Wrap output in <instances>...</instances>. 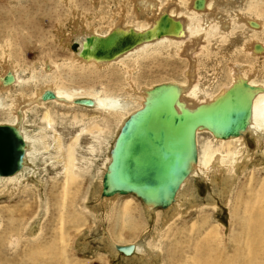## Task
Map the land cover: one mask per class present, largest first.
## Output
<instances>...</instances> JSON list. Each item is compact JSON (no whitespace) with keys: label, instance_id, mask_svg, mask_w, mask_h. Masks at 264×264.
Returning <instances> with one entry per match:
<instances>
[{"label":"rangeland","instance_id":"374dc122","mask_svg":"<svg viewBox=\"0 0 264 264\" xmlns=\"http://www.w3.org/2000/svg\"><path fill=\"white\" fill-rule=\"evenodd\" d=\"M183 1L186 3V0ZM98 3L99 5L97 3L94 5L92 0H0V60L3 59V54L8 48L10 56H13L12 59L16 61L18 72L26 71L25 73L30 75L31 70L34 69L33 72L40 82L38 85H43L45 81L53 80L56 77L58 86L65 87L63 90L76 91L84 97L89 96L87 93L94 94L97 91L115 94L113 96L123 95L122 88H131L126 82L125 71L122 70V67L112 64L98 68V65L94 64L95 62H84L81 58L75 57L77 54L71 49L72 44L69 45L65 40L66 35L73 36L75 30L80 27L86 29L87 26L89 30L95 32L99 28L103 29L102 25L115 21L117 23L118 20L113 13L118 5L124 6L121 9H125L128 25L135 24L137 15L134 9H131L133 8L131 5L124 4V0H99ZM262 8H264L263 5ZM262 13H264V9ZM83 14L84 17H81ZM139 20L144 23L141 21L144 20L143 15H140ZM239 26L242 25L234 26L233 30ZM260 39L264 41V35ZM157 48H146L144 52L126 60L130 66L135 65L132 77L133 79L135 77L134 80L137 83L135 82L134 85L137 89L151 88L169 82L181 84L185 80L186 73L183 72H186V65L189 64L185 55L182 56L183 58H177V55L174 57L173 53L165 57L162 49ZM219 52L225 53L226 51ZM235 52L237 54H227L230 55V58L226 57L227 55L217 56V58L216 55L211 54L210 47L207 46L205 55L201 56L200 67L204 69V71L201 70L202 75L212 78L211 82L214 81L212 92H217L226 83L229 85L230 81L227 79L229 77L227 64L229 60L239 64L242 62V65H254L258 68L259 75L264 73L262 57H260L261 60L253 61L249 54L244 56L239 54V51ZM239 55L241 56L239 57ZM57 62L60 66L57 69L59 71L52 70V73L47 74L45 67H48V64L57 65ZM87 63L89 67H87ZM65 64L67 65L65 66ZM206 64H210L209 68L206 67ZM91 67L93 68L90 69ZM118 68L119 70H117ZM36 73L40 75L37 76ZM43 73L47 75L45 76ZM251 76H253L254 82L256 80L259 85L263 83L259 76L254 74ZM118 84L121 86L120 88L117 87ZM124 84L125 86H123ZM29 86V84L23 86V92L26 95L32 92L33 84H31L32 87ZM45 113H48L53 120L52 127H48V129L46 123L42 121ZM110 114L78 105L77 107H63L59 104H47L45 107L28 111L24 118L18 119L17 127L23 128L26 134L36 141L34 146L37 150L33 153L32 161L28 163L27 168L29 169L27 170L29 171L26 170L28 174L25 171L20 177L21 179H18V182L23 183L17 184V182L16 185L9 188V191H13L10 197L3 195V192L8 190H3V182L0 183V193H2L0 194V216L3 223L0 228V264H140V262L148 264V261L153 264L154 262H156L155 264H192L193 261H195L194 264H230V260L236 261L235 264L237 262L240 264H264V195L257 196L259 193H264V157L261 156L262 152L256 148L252 134L251 136L247 134L244 141L248 146L243 155L248 154L249 161L246 162L247 164L245 163L247 166L243 171L241 168L238 170L239 177L236 179L237 181H234L233 190L230 189L229 195L225 193L221 196L218 192L222 186L223 176L217 175L216 179L221 180L217 187H213L209 179L204 178L207 180L205 181L194 177L191 180V190L194 197L196 196L193 203L198 202V206L195 205L190 209L185 205L184 208L188 209L185 214L166 227V218L171 215V210L175 207L176 202L170 209L155 208L151 213H148L147 207L133 195L117 196L114 203L108 205V203L104 204L106 198H101L100 191L95 189L99 188V184H101L102 177L99 173L104 170L105 160L109 153L108 147L112 148L116 131H119L116 129V118L111 117ZM102 120H106L111 130L110 133H106L105 136L103 134V137L100 138V145L88 130L91 131L93 122L100 123ZM10 122L11 119L9 121L6 112L0 110V124H10ZM43 128H46L47 131H44ZM77 138L76 157L79 160V166L85 167L87 161L83 162L84 160H81L83 158L90 161L91 165H89L88 171L82 174V180H78L70 187L64 204L63 189H61L64 166L63 152ZM58 140L62 143L63 150L61 151L56 147ZM43 146L48 147L44 150ZM91 146L100 149L95 156L88 152ZM235 148L236 145H232L226 149L233 151ZM144 161L148 164V155ZM32 185L36 186L32 187ZM17 187H19L18 190ZM227 197H230V202ZM220 198L223 200H221L222 202ZM124 202L130 204V211L122 218L118 216V207ZM61 205L65 207L63 217L65 219L62 225L63 241L60 239ZM212 205L213 207H211ZM40 212L41 214H39ZM157 212L161 214L158 215ZM261 214L262 216H260ZM132 218L135 220L133 221ZM75 220L79 222L77 223ZM135 221L136 224L132 228L136 230H133L128 223ZM122 229L123 231H121ZM38 231L40 232L38 233ZM108 232L115 236H120L122 233L121 237L123 238L118 240L119 237H116L115 241L110 240L108 236L107 238L103 237L104 234L110 235ZM158 233H160L159 236ZM132 243L138 244L139 250L128 257L119 253L114 247V245L129 246ZM154 247H156L155 250ZM227 261L230 262L227 263Z\"/></svg>","mask_w":264,"mask_h":264},{"label":"bare ground","instance_id":"6f19581e","mask_svg":"<svg viewBox=\"0 0 264 264\" xmlns=\"http://www.w3.org/2000/svg\"><path fill=\"white\" fill-rule=\"evenodd\" d=\"M92 1H93L94 5L96 3L99 5V3H98L99 0H92ZM195 1L200 3V10L199 11L194 8L195 7ZM124 4L125 5H131L133 7L131 9H134V11L137 15V16H135L136 21H135V24L133 26L128 25L129 22L126 20L125 13H124L125 9H121L124 6L121 7L120 5H118V7H116V9L114 10V13H113L114 16L118 20L117 23L115 21L114 23H111V24L102 25L103 29L99 28L98 31H95V32H92V30H89L87 28V26H86V29H84L83 27L76 29L74 27L76 29L74 35L70 36V34H69L68 36L66 35L67 38L65 37L66 38L65 40L67 43H69V45H71L73 42H76V43H78V47L81 50V48H82L81 44L85 41L86 38H88L92 35L94 37H98V38H105L108 36V34H110L112 32H117V33L133 32L136 34H140V33H143L144 31L150 29L151 27L152 28L156 27V25L158 23L157 21H159V18L161 16H165L166 13L168 14V16H167L168 19L180 21L182 26L180 25L179 27L168 29V31L166 33H164L166 35H163L158 39H154L152 41H149L148 43H144V44L140 45L139 47L132 49L128 53L121 54V55L117 56L115 59H113L111 61H107V62L99 61L98 62V61L89 60V61H92V63L95 62L94 64L98 65V68H99V66L100 67L105 66V65L109 66L112 64L122 67V70L125 71L124 77L126 79V82L128 83V85L131 88V89H128L129 87H126L127 89L122 88L121 90H122V92H124V94L122 93L123 95L113 96L115 94L112 95V94H109V92L107 93V92H103V91L102 92L97 91L94 94L87 93V95H89V96L86 95L87 97H84L83 95L76 93V91L69 92V91L63 90V88H65V87L62 88V87L58 86V84L56 83V81H57L56 77H54L53 80L50 79L49 81H45L43 83V85H38L40 82L37 79L38 77H36L35 73L33 72L34 69L31 70L30 75H27L25 73L26 69L24 70L25 72H18V70L16 69V67H17L16 61H14V59H12L13 56L12 57L10 56V54L8 52V48L6 49L7 51L4 52L3 59L0 60L2 62L0 64V69L2 72L0 74V110L1 111L4 110L6 112V114L9 117V121L11 119V122H10V124L7 123V124H0V125H9V126L13 127L17 131V133L22 137V139L24 140L25 149H24L23 162H22L20 170L15 175H13L11 177H0V183L2 184V182H3V184H2L3 190L4 189L6 191L8 190L5 193L3 192V195H7V197H10L12 195L13 191H9V188L11 186H13L15 183H17L18 179H21L20 177H22L23 173L27 169H29V168H27L28 163L30 161H32V158H34L33 153L36 152V150H37L34 146L36 141L34 139L32 140L30 138V135L26 134V132L23 128L19 129L17 127L18 119L20 117L24 118L28 111L35 110V108H38V107H45L47 104H59V105H62L63 107L64 106L65 107H77V105H75L74 101L81 100V99H90L91 101H93V104H94V106L91 107L92 109L98 110L100 112L101 111L109 112V113H111L110 114L111 117L116 118L115 119L116 120L115 122L117 124L116 129H119V131H120L119 127L122 126V124L124 123V121L127 118H129L131 115L133 116L136 112L140 111L144 107L149 106V101L153 100L154 102H156V100L158 98H160V96L159 95H156V96L152 95V90L154 89L153 88L154 86L151 88H148V87L147 88H140V89L136 88V86L134 84H136L137 82H136V80H134L135 77H134V79L132 77V76H134V75H132V73L135 70V68L133 70V67L135 65L132 64L133 66H130L129 64H127L126 60L130 59V58L132 59V57L144 52L146 48H149V47H154V48L158 47L159 48L160 47V49H162L163 55H165V57L170 56L174 53V57H176L175 55H177V58L178 57L183 58L182 56L185 55V58H187V60L189 61V64L186 65V72H183V73H186L185 74L186 75L185 80L181 84L175 83V82L165 83L166 84L165 86H168L169 89L165 93L164 99L162 100V98H161V100H160L163 102L164 107H165L166 103L173 104V107L177 113H182V112L192 113V112H195L196 110H198L199 108H209V107L215 106L219 103L220 104L225 103V106H228L227 108L230 109L229 107H231V104L239 105V103L242 104V102H240V100H237L236 98H235V100L229 101L228 100L229 99L228 96L230 95L229 93H231L232 91L233 92L239 91L238 89L244 83H248L250 86L257 87V88L251 89V87L248 85L249 88L247 90V93H249V99L250 100H248V99L247 100H248V104L250 103L249 104L250 114H249V118L247 121L246 130L241 132L238 135V137H233L230 139H222L220 137V135H218V133H216V130L214 129V125L211 122L210 123L204 122L202 125L197 127L194 132L190 130V132L195 135L196 158H195V160L191 159V156H189V154H190L188 151L189 149H185L180 153L181 161L186 162V169H187L188 177L180 182L178 189H177L178 191H177L174 199L172 200L173 203H171L172 202L171 200L169 202H167L166 200L164 202H161L162 204L167 205V208H165V209H170L171 206L175 202L177 205V206L175 205V207H173V209L171 210V215H169L166 218V223H165L166 225L165 226L169 227L173 221H175L176 219L181 217V215L183 216V214H185V211L188 210L187 207L184 208L185 205L190 207V209L194 208L195 205L198 206V204H197L198 202L196 204L193 203L196 196L194 197V194L191 190V187H192L191 186V180L194 177L195 178L199 177V178H201V180L204 178L209 179L210 180L209 182L211 183V185H213V187L214 186L217 187L221 181V180L216 179L217 175L219 174L220 176H223L222 177V184H221L222 186L218 192H220L221 196H223L225 193H227L229 195L230 189H232L234 181H237L236 179L239 177V174L237 173L238 170L241 168L243 171L245 166H247V165H245V163L248 162L249 158H250L248 154L243 155V153H245V150L247 149V146H248V145L246 146V144L244 142L245 138H246L245 136L247 134H250L249 136H251V134L254 136V140H255L254 142L256 144V148L260 152H262L261 156L264 157V73H261L259 75L258 68L255 67L254 65L253 66H251L249 64L248 65H242V62H241V64H239V63L230 62V60H229L230 63L229 62L227 63L228 64V70H229V77L227 79L230 81V83H229V85H226L227 83L225 84V86L222 85V87H220L218 89V91L214 93V92H212V87L214 85V81L211 82L212 78H209L208 76L206 77L205 75L203 76L201 70L204 71V69H202L200 67L201 56L205 55V53L207 51V46L210 47L211 54L216 55V57L227 55L228 53L237 54L235 51H239V54H243L244 56H247L249 54V57L251 59H253V61L259 60L260 57H262L261 59H264V41H262L260 39V37L262 38V35H264V13H262V11L264 9V8H262V5L264 6V0H186V3L183 0H178V1H176V0H164V1H160V0H129V1L124 0ZM127 14H129V13H127ZM140 15H143L144 20H141V21H144V23L140 22V20H139ZM76 16H78V15H76ZM76 16H75V18H77ZM81 17H84V14ZM79 21H80V18H79ZM79 23H77V24H79ZM73 25H75V24H73ZM236 25H242V26H239V27L235 28V30H233V27ZM79 26H81V25H79ZM175 30H177V31H175ZM221 42H223V44H221ZM258 46L260 47V50H256ZM3 47H5V46H3ZM70 47H69V49H70ZM221 50L226 51V52L225 53L219 52ZM181 52H183V53H181ZM160 54L162 56V53H160ZM240 56L241 55H239V57ZM75 57L78 58L77 55ZM226 57L230 58V55L229 56L227 55ZM210 58H208V59L210 60ZM232 59H233V57L231 58V60ZM236 59L237 58H235V60ZM15 60H17V59H15ZM61 60H63V59H61ZM76 60H75V62H76ZM209 60H207V61H209ZM217 60H220V59H217ZM238 60H239V58H238ZM84 62H85V60H84ZM53 63H54V61H53ZM81 63H80V65L82 66L83 63L82 64ZM134 63H135V61H134ZM206 63H208V62H206ZM216 63H217V61H216ZM58 64H59V62H57V65L56 64H54V65L48 64V67H45V70L47 71L46 73L47 74L50 72L52 73L53 72L52 70H57L60 67ZM72 64L74 65V63H72ZM66 65L67 64H65V66ZM208 65H210V64H208ZM208 65L206 67H208ZM215 66H217V65H215ZM78 67H80V66H78ZM87 67H89L88 63H87ZM92 68L93 67H91L90 69H92ZM114 68H115V66H114ZM255 68H257V69H255ZM66 69L68 70V68H66ZM27 70L30 71V69H27ZM117 70H119V68ZM57 71H59V70H57ZM61 72H62V70H61ZM211 72L213 73V71H211ZM36 74H37V76L40 75L39 73H36ZM44 74L45 73H43V75ZM47 74H45V76ZM58 74H60V73H58ZM121 74H122V72H121ZM214 74L216 75V73H214ZM251 74H254L255 76L257 75V77L259 76V79H261L263 81V83L261 85H259L258 82H256V80H255V82L257 83L256 84L254 82V78H253V76H251ZM7 75H12L13 79H14L13 83H11L10 85L4 84V78ZM45 76H42V77H45ZM53 76H55V75H53ZM25 84L26 85L29 84L30 86H31V84H33L32 92H29V95H26V93L24 94V92H23L24 91L23 86ZM123 86H125V84ZM156 86L158 87L159 85H155V87ZM117 87L120 88L121 86L118 84ZM110 90L112 91V89H110ZM46 91L52 92L56 98L54 100L43 101L42 97ZM113 93H114V90H113ZM85 94H86V92H85ZM237 94L240 95L239 92ZM239 95H238V97H239ZM94 119H96V118H94ZM42 121L46 123L47 129H48V127L49 128L52 127L51 123L53 120H51L48 113L44 114ZM90 123H91V121H90ZM43 130L45 131L46 128H43ZM110 130L111 129L109 127V124L106 122V120H102L100 123H96V122L94 123L93 122V124L91 125V131L88 130V132L92 136H94V140L98 141V143L101 145L100 138L103 137V134L105 136L106 133H110ZM119 131H116L117 134H116V137L114 138V140L118 137ZM186 131L188 132L189 130L187 129ZM45 137H46V135H45ZM43 139H45V138H43ZM77 142H78V138L75 139L74 143L69 145L66 148V150L63 152L64 153L63 182H62V188L61 187L60 188L63 189L62 199H63L64 204L66 203L65 200L67 199V192L69 191L70 187L73 186V183L76 184L78 182V180H82V174L85 171H88V167H89V165H91L90 161L85 160L83 158L81 160L82 161L84 160L83 162L87 161V163H86L85 167L79 166V163H78L79 160H77V157H76V148L78 146ZM37 143H38V141H37ZM61 144L62 143H60L58 140L56 147H57V150H59V151L63 150ZM232 145H236V148L233 151L226 149ZM38 146L40 147V144H38ZM109 146H111V145L109 144ZM43 147H44L43 149L46 150L48 146L47 147L43 146ZM98 150H100L99 147L95 148V146H91L89 148L88 152H90V154L92 156L93 155L95 156L96 152H98ZM108 150H109V153H108V156L106 157V160H105L104 170L99 173L101 175V177L103 176L104 171L107 172L108 169H111L113 167L111 165V162H110L111 161L110 155L112 152V148L108 147ZM246 153H247V151H246ZM34 155H36V154H34ZM250 155H252V154H250ZM27 171H29V170H27ZM27 171L25 173H27ZM242 171H241V173H242ZM223 172H225V174H223ZM239 173H240V171H239ZM101 180L102 179H100V183H101ZM205 181H207V180H205ZM20 183L21 182H18L17 184H20ZM33 186H36V185H32V187ZM100 186H101V184H99V188H95V189L97 191H100V196H101L102 189H100ZM18 188L19 187H17V190H18ZM101 188H102V186H101ZM112 188H113V186H110V189H112ZM0 194H2V193H0ZM61 194H62V192H61ZM91 195H92V193L90 194V196ZM148 195H149L148 200H146L144 198V202L146 204L142 203L141 200H139V201L144 206L147 207L146 209L148 210V213L149 212L151 213V211L154 210L156 206L161 205V204H160L159 200H156V201L153 200V198L156 199V196L151 195V194H148ZM263 195H264V193H261V194L259 193L257 196H263ZM117 196L121 197V196H127V195H115L113 198L112 197H110V198L105 197L106 200H105V202L103 201L104 204L108 203V205H109V203H110L112 205V203H114V201L117 199ZM133 196L137 197L136 195H133ZM227 198L230 199V197H227ZM212 200H214V199L212 198ZM221 200L222 199L220 198V201ZM226 201H227V199H226ZM230 201H231V199L228 202H230ZM178 202H180V203H178ZM212 202H214V201H212ZM169 203H171V204H169ZM206 203H207V201H206ZM61 206L62 207H60V208H61L62 212L60 215V219H61V225H60V236L61 237H60V239H61V241H63L64 234L62 232V230H63L62 225H63V220L65 219V218L63 219L64 214H65V212H64L65 207H64V205H61ZM197 206H196V208H197ZM211 207H213V205ZM118 208H119L118 216L123 218L130 211V204L128 202H124L123 204L121 203L120 207H118ZM157 213L159 215L160 212H157ZM39 214H41V212ZM59 214H60V212H59ZM154 215L156 216V214H154ZM260 216H262V214ZM105 218H106V216H105ZM1 219H2V217L0 216V228H2V224H3ZM39 220H41V219H39ZM132 220H133V218H132ZM75 222L78 223L79 221L75 220ZM27 223H29V222H27ZM128 224H130L131 228L132 227L134 228L136 221L134 223L130 222ZM26 229H27V227H26ZM133 230H136V229H133ZM121 231H123V229ZM39 232L40 231H38V233ZM24 234H26V233H24ZM108 234H110V235L104 234L103 237L107 238V236H108L110 240H115V241L117 240L116 237H119L118 240H121L123 238V237H121L122 233H120V236H117V235L115 236V235H113V233L111 234V232L110 233L108 232ZM159 234L160 233H158V236H159ZM16 237H18V236H16ZM5 238H7V237H5ZM33 239H34V236H33ZM208 240H209V238H208ZM58 241H60V240H58ZM136 241H138V240H136ZM152 244H153V242H152ZM132 245H133V251H132L131 255H134V252H138L139 248H138V244L132 243ZM145 245H147V244H145ZM150 245H151V243H150ZM115 246H118V245H114V247ZM120 247H122V246H120ZM108 248H109V246H108ZM155 249H156V247H154V250ZM59 250H61V249H59ZM161 252H159V253H161ZM110 255H111V253H110ZM148 257H151V256H148ZM135 258H136V256H135ZM150 259H148V260H150ZM230 261H227V263L230 262V264H235V262H236V261H232V260H230ZM155 263L156 262H154V264ZM194 263H195V261L192 262V264H194ZM140 264H141V262H140ZM148 264H153V263L148 261ZM196 264H198V263H196ZM237 264H240V263L237 262Z\"/></svg>","mask_w":264,"mask_h":264},{"label":"water","instance_id":"95a60500","mask_svg":"<svg viewBox=\"0 0 264 264\" xmlns=\"http://www.w3.org/2000/svg\"><path fill=\"white\" fill-rule=\"evenodd\" d=\"M194 8L199 11L200 3L195 1ZM167 16V13L161 16L156 27H151L143 33L112 32L105 38L92 35L81 44V50L76 42L72 43L71 49L85 61H111L144 43L166 35L164 33L168 29L182 26L180 21L170 20ZM256 50H260V47L258 46ZM13 81L12 75L4 78V84L10 85ZM165 85L154 86L152 95H159L160 98L156 102L149 101V106L131 115L120 127L110 155L113 167L102 176L101 198L136 195L137 199L146 204L144 198L148 200V194H151L156 196L153 200H159L161 204L155 208L164 210L167 205L161 202L172 201L180 182L188 177L186 162L181 161L180 153L189 149L191 159L196 158L195 135L190 130L194 132L204 122H211L222 139L238 137L246 130L250 114L248 83H244L238 89L239 91L228 92L229 101L236 98L242 104H231L228 109L225 103H219L209 108H199L192 113H177L173 104L169 103L163 106L160 100L164 99L169 89ZM238 92L240 95L237 94ZM55 98L52 92L46 91L42 100L48 101ZM74 103L88 108L94 106L90 99L76 100ZM24 149V140L17 131L9 125H0V177H11L20 170ZM147 155L148 164L144 161ZM110 186L113 188L110 189ZM115 248L125 256L131 255L133 251V245L115 246Z\"/></svg>","mask_w":264,"mask_h":264}]
</instances>
